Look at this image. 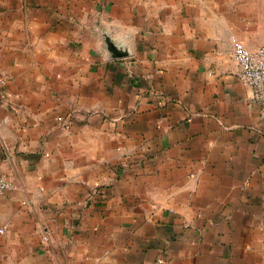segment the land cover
I'll use <instances>...</instances> for the list:
<instances>
[{
    "label": "crops",
    "instance_id": "0c3cea01",
    "mask_svg": "<svg viewBox=\"0 0 264 264\" xmlns=\"http://www.w3.org/2000/svg\"><path fill=\"white\" fill-rule=\"evenodd\" d=\"M236 42L264 0H0V264H264Z\"/></svg>",
    "mask_w": 264,
    "mask_h": 264
},
{
    "label": "built area",
    "instance_id": "2783aa9c",
    "mask_svg": "<svg viewBox=\"0 0 264 264\" xmlns=\"http://www.w3.org/2000/svg\"><path fill=\"white\" fill-rule=\"evenodd\" d=\"M233 56L240 79L252 89L251 101L259 105L264 118V45L250 50L241 43L234 44ZM13 187V183L0 176V194Z\"/></svg>",
    "mask_w": 264,
    "mask_h": 264
}]
</instances>
